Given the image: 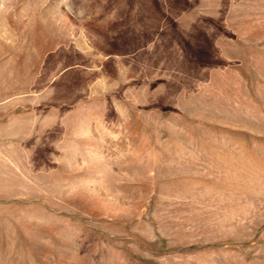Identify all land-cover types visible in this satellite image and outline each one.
Returning a JSON list of instances; mask_svg holds the SVG:
<instances>
[{
	"label": "rangeland",
	"instance_id": "rangeland-1",
	"mask_svg": "<svg viewBox=\"0 0 264 264\" xmlns=\"http://www.w3.org/2000/svg\"><path fill=\"white\" fill-rule=\"evenodd\" d=\"M0 264H264V0H0Z\"/></svg>",
	"mask_w": 264,
	"mask_h": 264
}]
</instances>
